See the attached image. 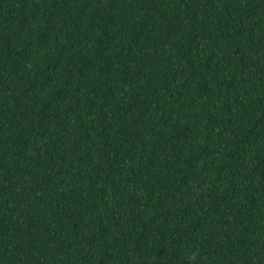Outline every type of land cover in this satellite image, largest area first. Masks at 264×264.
Listing matches in <instances>:
<instances>
[{"label": "trees", "instance_id": "trees-1", "mask_svg": "<svg viewBox=\"0 0 264 264\" xmlns=\"http://www.w3.org/2000/svg\"><path fill=\"white\" fill-rule=\"evenodd\" d=\"M0 264H264V0H0Z\"/></svg>", "mask_w": 264, "mask_h": 264}]
</instances>
